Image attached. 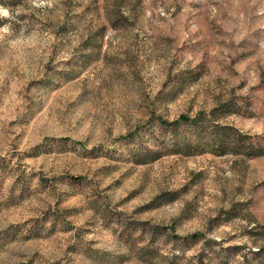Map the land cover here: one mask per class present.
<instances>
[{"label": "rangeland", "instance_id": "1", "mask_svg": "<svg viewBox=\"0 0 264 264\" xmlns=\"http://www.w3.org/2000/svg\"><path fill=\"white\" fill-rule=\"evenodd\" d=\"M0 264H264V0H0Z\"/></svg>", "mask_w": 264, "mask_h": 264}, {"label": "trees", "instance_id": "2", "mask_svg": "<svg viewBox=\"0 0 264 264\" xmlns=\"http://www.w3.org/2000/svg\"><path fill=\"white\" fill-rule=\"evenodd\" d=\"M202 120L200 121H194L190 118H187L186 116H181L180 119L176 120V121H173V122H168V121H161L162 124H165L169 127H175V126H179L181 124H191L193 125L195 128L196 127H199L201 126V123ZM216 133H215V140L216 141H219L220 142V145L223 144V141L225 140V138H232L231 136H236L237 138H239V143H241V140H243L242 137L238 136V135H233V133L235 132L234 129H232L231 127H228V126H222V125H219L217 124L216 127ZM229 134V135H227ZM231 134V135H230ZM253 146V145H252ZM202 237V233L200 232H197V233H194V234H191V235H187L186 237H184V240L187 242V243H197L198 241H200ZM178 235H177V239H178Z\"/></svg>", "mask_w": 264, "mask_h": 264}, {"label": "clouds", "instance_id": "3", "mask_svg": "<svg viewBox=\"0 0 264 264\" xmlns=\"http://www.w3.org/2000/svg\"><path fill=\"white\" fill-rule=\"evenodd\" d=\"M3 15L7 16L8 15V12L7 10H3Z\"/></svg>", "mask_w": 264, "mask_h": 264}]
</instances>
